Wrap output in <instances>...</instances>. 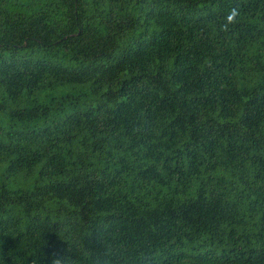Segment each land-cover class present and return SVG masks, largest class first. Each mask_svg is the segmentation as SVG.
Masks as SVG:
<instances>
[{"label":"trees","instance_id":"1","mask_svg":"<svg viewBox=\"0 0 264 264\" xmlns=\"http://www.w3.org/2000/svg\"><path fill=\"white\" fill-rule=\"evenodd\" d=\"M54 262L264 264V0H0V264Z\"/></svg>","mask_w":264,"mask_h":264},{"label":"clouds","instance_id":"2","mask_svg":"<svg viewBox=\"0 0 264 264\" xmlns=\"http://www.w3.org/2000/svg\"><path fill=\"white\" fill-rule=\"evenodd\" d=\"M239 12L237 8H233L230 10V13L226 17V23L223 25L224 29L228 28V25L235 21V18L238 16ZM55 264V262H54Z\"/></svg>","mask_w":264,"mask_h":264}]
</instances>
